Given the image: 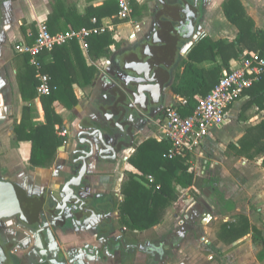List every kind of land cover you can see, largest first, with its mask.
<instances>
[{
  "label": "crops",
  "instance_id": "obj_1",
  "mask_svg": "<svg viewBox=\"0 0 264 264\" xmlns=\"http://www.w3.org/2000/svg\"><path fill=\"white\" fill-rule=\"evenodd\" d=\"M104 0H0L2 10L0 20V167L2 170L7 169L10 172L23 171L20 174L30 173L34 177L39 176L52 169L53 164L48 167H33L28 161L29 146L24 151V147H19V141L13 130V124L19 122L24 105L32 107L31 122L37 119L39 124L45 123V115L42 110L40 97L37 95L32 101H24L21 97L17 72L23 66L22 56H19L16 49L17 44L24 43V37L21 33V26L27 29L30 34L31 25L37 22H47L48 18L55 12L57 24H69L75 17L84 15L90 6H99ZM133 11L129 20H121L118 17L117 22H112L110 18H104L102 25L108 27L113 43L109 45L110 55L107 58L89 56L88 51L83 56L88 65L97 68L98 74L93 83L88 86H79L73 84L74 92L78 98V104L73 109H67L59 101H55L53 106L55 111L64 119L71 116V113L82 115L86 112L85 101L80 102L84 94L81 90L87 88L93 90V99L96 94L106 93V83L116 84L126 90L130 82H140L142 79L126 71L122 67V58L126 52L135 51L140 47L148 49L149 44L158 43L154 37L158 29L155 16L159 15L158 10L163 0H131ZM166 1V0H164ZM200 0V16L196 22L194 36L188 40L182 41L172 63L166 68L169 72V78L163 88V93L167 97L169 104L176 102V96L171 90V84L175 75L183 71L180 66L182 60H189L188 56L195 43L203 36L207 35L212 40L234 39L237 35V27L230 23L223 14L221 4L223 0ZM246 13L253 19L255 26L264 30V0H240ZM184 0H174L175 5H183ZM193 2V0H192ZM175 8V7H174ZM148 12L153 13L152 16ZM160 16V15H159ZM178 17V16H176ZM173 17L172 19L176 18ZM161 19H169L160 16ZM221 19V24L220 20ZM226 23L230 25V33H225ZM223 27L220 28L219 26ZM222 30V31H221ZM79 45V44H78ZM80 47V46H79ZM244 51H248L245 49ZM243 51V52H244ZM65 56V57H64ZM148 54L146 55L147 58ZM40 62L45 69L59 73V68L69 67L70 63L64 62L66 58L71 60L75 66L76 51L74 46L69 44L67 49H58L54 51H44L40 54ZM235 59L230 61V65ZM220 62L219 56L217 62L202 61L196 63L198 67L205 71L206 82L203 91L209 90L218 81V75L207 73L216 63ZM226 69L223 67L220 76ZM63 73V71H62ZM50 75V74H49ZM51 76V75H50ZM200 96V95H198ZM248 95H243L233 103L228 110V116L233 119L228 124L220 128L212 129L204 138L199 150L192 154L191 165L195 169L196 180L189 188H195L197 182H202L198 191L202 199L193 201L196 206L190 207L193 222L183 227L189 215L181 211L176 214L173 207H169L163 220L151 229L139 231L130 230L125 225L119 224L124 229V240L127 248L113 251L102 250V243L93 232L92 226L81 225L75 228V233L67 237L68 245L66 247V257L71 264H264V257H258L259 251L263 245L252 240L251 232L232 239L224 234V224L235 223L239 220L240 215H245L249 222L256 226L264 238V166L262 165V155L253 159H248L236 154V150L231 144L238 145V140L243 136L247 128L257 124L264 118V110L256 106L245 107ZM39 108V111L37 110ZM155 107H153L154 109ZM253 109L256 114V121L250 123L247 118L235 121V118L244 111L246 114ZM7 110V112H6ZM97 111L93 107V118H97ZM244 116V115H243ZM245 117V116H244ZM102 118V117H101ZM160 120L153 119L152 115L146 116L144 125L139 127L137 132L136 145L148 138H155L153 131L158 129L157 123ZM34 125V124H33ZM58 125V124H57ZM106 125V123H105ZM64 126V124H63ZM66 127V126H64ZM244 128V131L241 129ZM160 139V138H156ZM135 145V146H136ZM133 149L127 150L128 157H120L117 161L122 160L123 164L117 170L116 162L113 165L114 172L98 173L97 188L112 187L119 192L120 199L114 215L120 216L119 204L124 198L121 192L122 183L132 173L138 180H142L141 173L130 162L129 157L134 152ZM22 148V149H20ZM22 150V151H20ZM62 151L57 149L56 158ZM23 167V168H22ZM126 175V176H125ZM147 177V176H146ZM118 178V186L116 180ZM210 184L215 187L209 191L207 202L205 193ZM178 187V186H177ZM190 199L186 202L189 203ZM183 221V224L180 221ZM207 221V223H205ZM175 225L181 226L176 232H172L169 242L164 240V247L158 255H148L144 250L137 249L138 243L144 245L145 241L155 242L156 239L146 238L145 234L152 230L171 229ZM115 228L114 226L112 227ZM94 229V228H93ZM195 230V231H194ZM199 230L200 234H197ZM94 231V230H93ZM117 233V232H116ZM113 235V233H112ZM159 241V240H158ZM33 242L25 239L21 241L26 245L25 251L32 246ZM172 248V252L166 254L165 251ZM110 251V252H109ZM135 252V253H133ZM168 257V258H167ZM93 259V262L88 260ZM51 264H58L56 260H51Z\"/></svg>",
  "mask_w": 264,
  "mask_h": 264
},
{
  "label": "trees",
  "instance_id": "obj_2",
  "mask_svg": "<svg viewBox=\"0 0 264 264\" xmlns=\"http://www.w3.org/2000/svg\"><path fill=\"white\" fill-rule=\"evenodd\" d=\"M162 2L158 14L162 17H175L174 14L177 10L173 7L174 0H163ZM221 7L226 19L237 27V35L234 39L218 40H212L209 36L203 35L192 47L188 56L189 60L181 61L180 66H183V71L175 75L171 90L173 94L186 99V104L177 106L182 115L190 114L208 93L203 91L206 82L205 71L196 63L206 60L217 62L219 56L220 62L207 71V73L217 74L219 79L222 68L228 69L230 61L239 58L245 49L250 52H258L260 56L264 57V30L255 26L241 1L223 0ZM117 12L116 0H104L99 6H90L84 15L75 17L74 20L68 22L69 24H57L55 12L45 23L51 33L64 32L82 26H92L91 17L93 16L97 18L98 25H102L104 18H110L112 22H117L119 21L116 16ZM136 13H138L136 10L133 11L134 16ZM29 31L30 34L26 28L21 26V33L26 44H32L34 41L36 34L34 23ZM112 43L113 39L108 30L92 35L89 38V56L92 58L93 55L109 57L108 47ZM69 44L73 45L76 51L77 65L75 66L71 60L66 58L64 62L66 64L69 62L70 66L59 68V73L45 69L40 62V57V69L38 70L29 63L28 53L21 52L23 68L17 72V80L24 101L30 102L37 96L38 71L50 74L52 85L56 86L49 94L40 96L45 123L33 125L31 122L32 107L24 105L20 121L13 124L17 140L29 142L28 161L33 167L51 165L57 149L64 143V138L60 137L55 129L57 124L63 126V118L55 111L53 103L59 101L67 109H73L78 104L73 84L77 83L82 87L91 85L98 74L95 66L86 63L76 40L57 46L52 51L67 49ZM146 55L145 47H140L137 52H126L121 60V65L131 74L141 76L143 73L141 64ZM167 81L166 75L159 74L157 82L147 80L143 83H131L128 90L132 93L133 102L139 108L149 111L161 102L163 88ZM243 95H248L245 107L256 106L258 109L264 110V74L258 81L246 88ZM231 146L236 150V154L248 159L262 155L261 163L264 166V118L247 128L238 140V145L231 144ZM168 148L167 140L148 138L135 146L134 152L128 159L140 171L142 177V180H138L134 174L130 173L121 185L124 198L119 204L120 224L132 231L151 229L163 220L169 207H173L174 212L178 214L183 203L179 197L177 186L189 188L195 183V169L190 162L192 155L169 158L167 156ZM145 175H152L153 180L150 181L147 177H143ZM223 229L224 234L232 239L251 232L252 240L263 245L258 257L261 259L264 257L262 233L249 222L245 215H240L239 220L235 223L228 226L224 224Z\"/></svg>",
  "mask_w": 264,
  "mask_h": 264
},
{
  "label": "flooded vegetation",
  "instance_id": "obj_3",
  "mask_svg": "<svg viewBox=\"0 0 264 264\" xmlns=\"http://www.w3.org/2000/svg\"><path fill=\"white\" fill-rule=\"evenodd\" d=\"M199 1L193 0L191 3L198 4L200 11ZM187 3L184 2L183 5ZM1 13L0 8V18ZM174 15L176 17L182 14L177 11ZM154 37L156 38L155 33ZM141 68L143 72V63ZM139 77L142 79L140 82L130 83L147 81L143 73ZM104 86L107 88L106 93L96 94L94 99L92 90L85 102L87 109L84 114L71 113L74 120L64 139L65 142L70 139L71 146L67 148L63 144V156L52 169L48 168L45 173L34 177L30 173L17 176L14 172H3L0 167V182L21 185L32 202L27 210L0 217V264H51V260H56L58 264H71L65 255L69 244L67 237L75 233L77 226L85 224L92 226V237L95 232L102 243V250L107 251L109 248L117 251L127 248L124 229L119 226L120 216L114 215V208L120 199L119 192L112 187L98 189L97 176L99 172H114L115 162L120 157H128L127 150L136 145L137 132L144 125L146 116L152 115L153 119L161 120L170 104L164 93L161 102L149 111L139 108L133 102L129 109L132 125H116L113 119L110 126L103 120L106 113H102V110L111 104L107 100L112 87L109 83ZM93 107L97 111V118H93ZM94 129L103 131L108 148L96 145L97 135L93 136ZM129 144L132 146L129 147ZM118 146L119 150L114 152ZM69 181L72 184L66 187L65 184ZM25 239L29 244L33 242L27 252L26 245L21 244ZM164 243V240L145 241L144 245L138 243L132 246L155 256L162 251ZM91 260L93 262V259L88 262Z\"/></svg>",
  "mask_w": 264,
  "mask_h": 264
},
{
  "label": "built area",
  "instance_id": "obj_4",
  "mask_svg": "<svg viewBox=\"0 0 264 264\" xmlns=\"http://www.w3.org/2000/svg\"><path fill=\"white\" fill-rule=\"evenodd\" d=\"M118 4L117 17L129 20L132 15L131 0H116ZM92 26H82L64 32L51 33L44 21L37 22L36 34L32 44H17L18 52L28 53L29 63L40 69L39 56L44 51H51L57 46L76 40L80 48L87 52L89 38L92 35L105 32L108 27L98 25L97 18L91 17ZM264 74V57L258 52L244 51L239 58L220 76L218 81L202 98L196 108L188 115H182L177 106L186 104V99L177 95L176 102L169 105L163 118L157 123L160 139L169 143L167 156L169 158L185 157L193 154L201 147L204 138L212 129L220 128L231 121L228 110L242 96L244 90L258 81ZM49 74L38 71L37 95L49 94L56 86L52 85ZM57 134L66 138L68 128L55 125ZM65 142V140H64ZM152 181V175H147ZM184 220V219H183ZM182 224L183 221L181 220Z\"/></svg>",
  "mask_w": 264,
  "mask_h": 264
},
{
  "label": "water",
  "instance_id": "obj_5",
  "mask_svg": "<svg viewBox=\"0 0 264 264\" xmlns=\"http://www.w3.org/2000/svg\"><path fill=\"white\" fill-rule=\"evenodd\" d=\"M181 16L174 19H161L159 15L155 16V22L158 29L155 31V36L158 41L156 44H149L147 49V58L143 62V76L147 80L157 82L159 74L166 75V80L169 78L167 66L173 62L178 47L182 41L188 40L194 36L197 19L200 16L198 4L188 2L186 5L174 6ZM112 90L109 93L108 102L111 104L103 108V120L111 125V121L115 119L116 125L122 123L132 125L130 119L131 114L129 109L133 106L132 93L122 89L116 84H112ZM132 88V87H131ZM133 89V88H132ZM97 135L96 145H101L108 148L104 139V133L101 129H94L93 136ZM95 143L93 142V153ZM129 147L132 144L128 145ZM59 151L64 150V146H60ZM117 149L113 151L116 152ZM72 182H67L66 187H69ZM31 199L28 198L21 185L13 182H0V217L10 216L14 213L27 210L31 207ZM141 246V245H140Z\"/></svg>",
  "mask_w": 264,
  "mask_h": 264
},
{
  "label": "rangeland",
  "instance_id": "obj_6",
  "mask_svg": "<svg viewBox=\"0 0 264 264\" xmlns=\"http://www.w3.org/2000/svg\"><path fill=\"white\" fill-rule=\"evenodd\" d=\"M184 0H181V3L183 2ZM186 1H189V2H192V0H186ZM212 1L211 0H209V6L208 7H210L211 6V3ZM212 7V6H211ZM148 15L149 16H152L153 15V13H151V12H148ZM169 19H172V18H169ZM220 21V24H221V19L219 20ZM229 23H226V26H227V29H225L224 31H225V33H230V25H228ZM220 28H222L223 29V27H222V25L221 26H219ZM222 31V30H221ZM19 54V56H22L20 53H18ZM90 90L91 89H89V88H87L86 89V91L85 90H81V92L84 94V97L82 96L81 98H80V102H83V101H85V100H87L88 98H89V96H90ZM234 103H236V101L234 102ZM37 110L39 111V108H37ZM43 110V109H42ZM6 112H7V110H6ZM245 117H244V116ZM256 114H255V112H254V110L253 109H251V110H249L246 114H244V111H242L240 114H238V116L235 118V121H240L242 118H247V120H249V122L250 123H253L254 121H256L257 119H256ZM74 120V117L73 116H69L67 119H64V126H66L68 129H70V126H71V124H72V121ZM232 121H233V119L231 120V123H232ZM40 122L39 121H37V119H35L34 121H32V124H34V125H38ZM242 131H244V128H242L241 129ZM153 133H154V135L153 136H155V138H159V133H158V129H155L154 131H153ZM66 145H67V148L68 147H70L71 146V140L70 139H68L67 140V142H64ZM63 143V144H64ZM17 144H19V147H24L23 149H24V151L25 150H27V147L29 146V142H26V141H24V142H19V143H17ZM20 149H22V148H20ZM20 151H22V150H20ZM63 156V154L61 153V154H59L58 155V157H57V159L55 160V158H56V156H55V158H54V160H53V162L52 163H54V161L55 162H57L59 159H61V157ZM122 164H123V162H122V160H119V161H117L116 162V166H117V170L119 171V170H121L120 168L122 167ZM53 165H55V164H53ZM23 168V167H22ZM3 172H5V171H8L7 169H4V170H2ZM21 172H23V171H19V172H14L15 173V175H17V176H19L20 175V173ZM126 176V175H125ZM147 175H145V176H143V177H146ZM141 177V176H140ZM142 178V177H141ZM198 184H196V187L195 188H181V187H177V191H178V194H179V197L182 199V203H183V207H182V213L180 214V216H181V218H183V213H187L188 215H189V217L187 218V219H185V218H183L184 219V221H185V223H184V225H183V227H187L188 225L187 224H190V223H192L193 222V218H192V214H191V212H190V207H194V206H196L195 205V203H193V201H196V199H202L201 198V195H200V193L198 192V191H200L201 192V190H199V188H200V185H202V182H197ZM116 184H117V186H118V178H117V180H116ZM215 187V185L214 184H210L209 185V188L207 189V193H205V199L204 200H206V202H207V197L209 196V191H211V189H213ZM191 198V201L189 202V203H187L186 202V200L187 199H190ZM172 209L173 208H171L170 210L172 211ZM205 223H207V221H205ZM183 224V223H182ZM181 226H179V225H175V227L174 226H172V228L169 230V229H159V230H157V231H155V230H152V231H149V232H147L146 234H145V237L146 238H152V239H156V241H158V240H160L161 238H164V239H166V241L167 242H169V239H170V235H171V233L172 232H176L177 230H179V228H180ZM195 231V230H194ZM197 232V234H200V232H199V230H197L196 231ZM170 252H172V248H168V249H166V251H165V253L166 254H169ZM133 253H135V252H133ZM168 258V257H167Z\"/></svg>",
  "mask_w": 264,
  "mask_h": 264
}]
</instances>
